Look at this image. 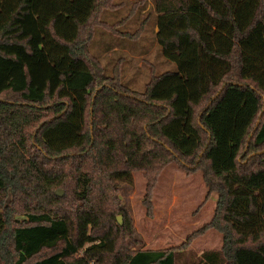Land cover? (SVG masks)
<instances>
[{
    "label": "trees",
    "instance_id": "obj_1",
    "mask_svg": "<svg viewBox=\"0 0 264 264\" xmlns=\"http://www.w3.org/2000/svg\"><path fill=\"white\" fill-rule=\"evenodd\" d=\"M117 5L0 0V264H175L176 247L129 250V220L111 203L115 181L130 183L140 170L149 215L150 190L170 162L202 171L204 200L216 193L211 220L181 244L209 228L221 233V247L197 264L261 254L264 0H152L155 42L175 67L151 65L141 89L125 84L121 61L106 74L89 50L96 27L117 43L138 36L143 19L133 31L120 28L137 6L102 18ZM37 58L49 70L36 72ZM229 89L250 92L255 109L233 167L222 171L207 117Z\"/></svg>",
    "mask_w": 264,
    "mask_h": 264
},
{
    "label": "rangeland",
    "instance_id": "obj_2",
    "mask_svg": "<svg viewBox=\"0 0 264 264\" xmlns=\"http://www.w3.org/2000/svg\"><path fill=\"white\" fill-rule=\"evenodd\" d=\"M118 2L113 11H103L102 18L113 21L124 17L132 6H137L126 19L122 28L133 30L139 21L143 24L138 36L133 40H124L123 54H109L103 51L108 41L115 38L110 33L96 27L89 41V50L97 56L108 74L118 55H123L122 78L133 89H141L148 76L147 64H153L156 72L174 69V63L167 59L161 46L155 42L153 27L155 14L152 0H113ZM148 62V63H147ZM147 63V64H146ZM36 72H43L48 65L41 58L34 61ZM92 95V93H91ZM254 97L248 91L229 89L215 111L207 117L214 129L217 145L211 155L214 164L222 171L233 167V154L247 122L255 109ZM150 190L151 211L147 215L142 205L144 176L140 170L131 171V182L116 180L112 192L116 204L129 220L130 235L123 243L129 250L164 249L176 247L175 264H197V259L205 250L219 249L222 235L214 228L192 237L181 245L186 236L208 223L214 213L216 193L212 192L206 200V186L201 170L185 172L175 162L163 166ZM63 192L62 188H59ZM120 217L122 224V215ZM116 218V217H115ZM239 264H264V250L261 254L242 250L239 252Z\"/></svg>",
    "mask_w": 264,
    "mask_h": 264
},
{
    "label": "crops",
    "instance_id": "obj_3",
    "mask_svg": "<svg viewBox=\"0 0 264 264\" xmlns=\"http://www.w3.org/2000/svg\"><path fill=\"white\" fill-rule=\"evenodd\" d=\"M121 18V17H120ZM119 19V18H118ZM117 20V19H116ZM139 23V22H138ZM122 26H123V24L120 26V28L121 29H123L122 28ZM138 26V24L136 25V27ZM135 27V28H136ZM134 28V29H135ZM133 29V30H134ZM133 30H131V31H133ZM156 30V25H155V23H154V27H153V33H154V31ZM133 39H135V38H131V39H129V40H133ZM109 40V39H108ZM107 40V42H106V44H105V46H104V50L103 51H106L107 50V52L109 53V54H123V50H124V44L122 43V41H124V40H127V39H121L120 41H118V43H117V45L118 46H116V43H112L111 41H108ZM123 59H124V57H123V55H118L117 57H116V59H115V61H121V64H122V61H123ZM148 63V62H147ZM146 63V64H147ZM151 65H153L152 63L151 64H147V67H148V72H149V69H150V67H151ZM153 67H154V65H153ZM121 68H122V65H121ZM111 69V68H110ZM161 72V71H160ZM123 77V76H122ZM145 82V81H144ZM168 164H170V163H168ZM168 164H166V165H168ZM165 165V166H166ZM164 166V167H165ZM158 176V175H157Z\"/></svg>",
    "mask_w": 264,
    "mask_h": 264
},
{
    "label": "water",
    "instance_id": "obj_4",
    "mask_svg": "<svg viewBox=\"0 0 264 264\" xmlns=\"http://www.w3.org/2000/svg\"><path fill=\"white\" fill-rule=\"evenodd\" d=\"M257 122H258V120H256V123ZM55 191L60 193L59 189H57ZM116 221H117V223H120V217L119 216H116Z\"/></svg>",
    "mask_w": 264,
    "mask_h": 264
}]
</instances>
